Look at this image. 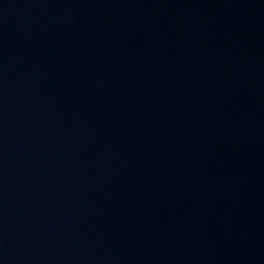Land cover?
Masks as SVG:
<instances>
[{"label":"water","instance_id":"water-1","mask_svg":"<svg viewBox=\"0 0 264 264\" xmlns=\"http://www.w3.org/2000/svg\"><path fill=\"white\" fill-rule=\"evenodd\" d=\"M0 264H264V0H0Z\"/></svg>","mask_w":264,"mask_h":264}]
</instances>
